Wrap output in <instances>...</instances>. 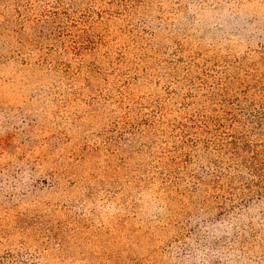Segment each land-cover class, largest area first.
Instances as JSON below:
<instances>
[{
	"label": "rangeland",
	"instance_id": "1",
	"mask_svg": "<svg viewBox=\"0 0 264 264\" xmlns=\"http://www.w3.org/2000/svg\"><path fill=\"white\" fill-rule=\"evenodd\" d=\"M0 264H264V0H0Z\"/></svg>",
	"mask_w": 264,
	"mask_h": 264
}]
</instances>
